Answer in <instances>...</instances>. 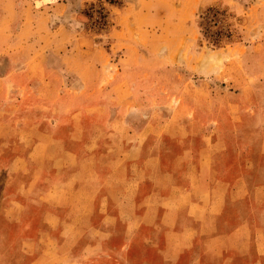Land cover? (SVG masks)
Returning a JSON list of instances; mask_svg holds the SVG:
<instances>
[{
	"label": "rangeland",
	"instance_id": "rangeland-1",
	"mask_svg": "<svg viewBox=\"0 0 264 264\" xmlns=\"http://www.w3.org/2000/svg\"><path fill=\"white\" fill-rule=\"evenodd\" d=\"M208 7L224 10L232 30L219 48L198 32ZM5 83L23 107L13 119L0 116L4 179L24 159L22 147L11 150L16 128L31 142L34 132L62 141L71 134L75 178L115 183L127 207L132 179L160 177L163 166L186 176L185 167L218 162L248 215L231 210L238 219L195 235L193 245L212 250L197 263L185 254L181 264H264V0H0V108ZM132 146L135 158L126 155ZM64 175L49 170L41 180ZM125 222L106 233L102 250L90 249L89 264H163L143 231L123 249Z\"/></svg>",
	"mask_w": 264,
	"mask_h": 264
},
{
	"label": "crops",
	"instance_id": "crops-1",
	"mask_svg": "<svg viewBox=\"0 0 264 264\" xmlns=\"http://www.w3.org/2000/svg\"><path fill=\"white\" fill-rule=\"evenodd\" d=\"M13 88L11 83L2 87L4 101H8L0 108V116H5L2 121L22 115L23 102L7 98ZM45 134L34 132L36 139L31 142L32 133L29 136L26 129L12 132L11 150L22 147L24 159L15 163L11 179H4L0 170V264H89L90 249L102 250L106 233L124 218L123 249L135 244L143 231L147 234L140 239L143 245L148 252L157 253L163 264H181L189 253L197 263L199 253L212 248L203 242L193 245L195 235H210L238 219L229 214L231 210L240 218L248 215L241 206V189L228 187L218 162L199 161L185 167L186 176L180 169L163 166L160 177L132 179L127 182L133 188L131 206L127 207L125 197L114 193L118 187L111 184L115 183L107 184L100 177L75 178L80 167L70 149L74 148L71 134L67 141L55 139L56 132L43 138ZM136 149L130 147L126 155L135 158ZM49 170L65 173L64 179L41 180ZM104 200L109 202L108 210ZM94 217L96 224L91 222ZM78 218L83 220L81 227L75 225ZM91 233L99 237L91 241ZM81 239V257L74 260Z\"/></svg>",
	"mask_w": 264,
	"mask_h": 264
},
{
	"label": "trees",
	"instance_id": "trees-1",
	"mask_svg": "<svg viewBox=\"0 0 264 264\" xmlns=\"http://www.w3.org/2000/svg\"><path fill=\"white\" fill-rule=\"evenodd\" d=\"M226 18L225 11L217 7L206 8L197 18V28L201 39L213 48H219L231 42L232 30ZM97 24L102 27L105 22Z\"/></svg>",
	"mask_w": 264,
	"mask_h": 264
}]
</instances>
